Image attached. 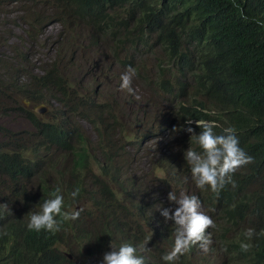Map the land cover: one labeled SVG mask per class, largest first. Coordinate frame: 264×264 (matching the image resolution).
Masks as SVG:
<instances>
[{"label": "trees", "instance_id": "obj_1", "mask_svg": "<svg viewBox=\"0 0 264 264\" xmlns=\"http://www.w3.org/2000/svg\"><path fill=\"white\" fill-rule=\"evenodd\" d=\"M10 1L20 4L27 29L25 49L13 44L10 52L0 49V104L12 98L11 110L28 118L32 130L21 134L0 127L7 138L0 143V264H103L104 254L123 244L135 247L144 264H165L174 225L160 210L177 207L167 199L170 191L197 196L216 225L208 229L213 241L208 253L193 246L176 264H264V0ZM51 23L61 27L56 45L70 47L66 60L56 53L34 59L29 40L42 39ZM83 30L93 54L102 49L104 59L121 70L108 67L93 86L71 71L74 43ZM129 67L154 111L150 121L145 113L136 117L134 140H127L133 145L120 139L127 133L118 96L109 93L110 101L98 102L96 89ZM88 87H95L91 95ZM27 101L59 106L41 121ZM2 110L7 108L1 104ZM82 121L95 127L97 144L83 133ZM145 122L146 134L139 128ZM195 122L214 123L217 135L235 129L239 146L252 157L233 175L235 187L227 184L216 194L195 186L184 159L188 149L202 152L192 135L203 129ZM48 146L70 159L59 165L71 177L67 184L48 182L53 170ZM127 149L161 174L151 169L137 182L125 170ZM57 188L63 211L82 209L80 217L63 222L56 233L30 230V216ZM249 228L251 240L245 237ZM146 240L148 249L142 250ZM242 243L251 244L250 250L243 251Z\"/></svg>", "mask_w": 264, "mask_h": 264}, {"label": "clouds", "instance_id": "obj_2", "mask_svg": "<svg viewBox=\"0 0 264 264\" xmlns=\"http://www.w3.org/2000/svg\"><path fill=\"white\" fill-rule=\"evenodd\" d=\"M136 76L135 69L129 67L121 75V89H126L128 93L133 94L134 89L131 87L132 81ZM46 110V109H45ZM37 111V110H35ZM45 112V111H44ZM188 125L192 124L189 119ZM197 127L203 130L195 136V142L202 149L197 152L188 149L184 159L190 166L191 177L195 186L200 190L210 189L213 193L218 194L227 184H232L233 175L243 166L252 163V157L239 146V140L235 134L234 128L223 129V134L217 135L213 128L214 123L195 122ZM188 133H193L192 127L184 129ZM61 190L57 188L51 193V198L47 199L40 206L39 212H34L30 216L28 228L37 232L45 230L56 233L61 230L65 221H75L80 217L81 210L71 212L63 211L64 197ZM79 194V190L71 193L73 199ZM169 202L175 203V210L163 208L160 210L161 216L165 221H172L174 225V245L163 257L165 264H176L180 256L188 253L193 246L199 247L208 253L213 241L209 228H215L213 219L201 211V201L195 195H186L181 193L179 196L174 191L167 194ZM10 211V210H9ZM57 217L61 219L58 220ZM254 236V229L249 228L245 232V237L251 240ZM150 240V239H149ZM146 240L142 250H147ZM112 247V246H111ZM251 244L242 243L241 249L249 251ZM112 251L103 256V264H144V258L136 255V248L130 244H123L118 249L112 247ZM227 251V249H223Z\"/></svg>", "mask_w": 264, "mask_h": 264}, {"label": "rangeland", "instance_id": "obj_3", "mask_svg": "<svg viewBox=\"0 0 264 264\" xmlns=\"http://www.w3.org/2000/svg\"><path fill=\"white\" fill-rule=\"evenodd\" d=\"M10 2V0H0V41H7L6 46L0 45V49L2 48L5 52H10V46L12 44L21 49H25L24 44H21V42L26 38L27 22L22 14L20 4L13 3L12 5H10ZM60 31L61 27L58 23H51L46 27L44 37L42 39L40 37L41 40L39 39L38 42L32 41L33 39L29 40L31 50L34 51L33 53H35L34 59H49L53 54L56 53L66 60L70 53V47L65 48V50H61V48L56 45V38L58 34H60ZM87 41L88 36L86 35V31L83 30L80 40L77 43H74V54L76 60L73 65V70L71 71L73 76H84L86 83H88L90 86H93L92 81L97 76V74L103 73L104 70L108 67L115 71L121 70L120 67H118L112 60L106 61V59H104L101 52L102 49H99V51L97 52L100 57L99 55H94L93 53L95 51L87 45ZM85 47L89 48L87 52L82 51V49L86 51ZM152 63L153 62L151 61V58H148L147 68L149 70L152 69ZM36 71H39V69L36 68ZM148 76L151 77L150 73ZM121 83V78L113 77L108 78L106 83L103 85L98 84L99 87H96V89L100 91H98L97 93V101H110L111 99L109 93L118 96L120 103L116 104V106L119 112L124 114V117L120 119V123L122 124L123 132L127 133V137L120 138L117 134H115V136L119 137L122 142L131 143L127 140H134L133 132L136 129V117L142 118L141 115L145 113L146 115H148L146 120L150 121V119L153 118L154 111L151 109V105L149 100L147 99V96L140 88L142 86H140L136 80H133L131 85V87L134 89L133 94L128 93L126 89H121ZM93 88L95 87H88V92L90 93V95ZM18 99L19 97L17 98V100ZM1 104L3 106H6L7 108V111H0L1 129L4 128L8 131H14L21 134L26 133V131L32 130V125L28 118L21 114H17L15 110H11L14 106L12 98H8L4 103ZM26 105L30 109H34V111L35 108H42V111L46 109L43 113L40 111H35V116L38 120L41 121L46 120L49 116L53 115V113L56 111V107L59 106L56 102L50 104V102L48 101H42L39 103L28 102L26 103ZM147 123L148 122H145V126L139 127L145 134L147 133ZM80 128L82 129L83 133L90 136V140L93 142V144H97V141L99 139L97 136V132L95 131V127L91 126V124L87 121H82ZM6 139L7 138L0 132V143L5 141ZM153 143L158 144L159 149L164 148V144L162 142L158 143L157 141H151L150 145H153ZM150 148L153 149L152 147ZM46 152L47 163L53 166V170L51 171L49 176L50 180L48 182H59L65 184L70 182L71 177L69 173L67 171H64L62 168H59V165L67 166V163L70 162V159L63 155V153L59 149H55L52 146H48ZM124 156L128 159L125 170L137 182H139L144 177L143 173L149 174L151 172V169L156 173L157 176L161 174L153 166L149 167L145 158L140 161V158H138L137 156L132 157V151L130 149L126 150ZM98 169L99 167L96 166L95 170L98 171ZM123 213L127 218L129 211L127 210ZM61 249L67 250L68 248L64 246ZM67 256L71 258L70 254H68Z\"/></svg>", "mask_w": 264, "mask_h": 264}, {"label": "water", "instance_id": "obj_4", "mask_svg": "<svg viewBox=\"0 0 264 264\" xmlns=\"http://www.w3.org/2000/svg\"><path fill=\"white\" fill-rule=\"evenodd\" d=\"M41 109H42V108H35V110L40 111V112L43 113V112L45 111V109H44L43 111H42Z\"/></svg>", "mask_w": 264, "mask_h": 264}]
</instances>
